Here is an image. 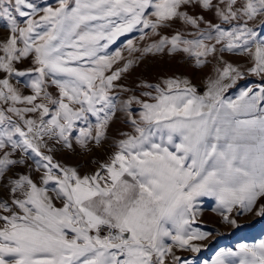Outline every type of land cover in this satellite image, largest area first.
Segmentation results:
<instances>
[{
	"label": "snow or ice",
	"instance_id": "6c2138e0",
	"mask_svg": "<svg viewBox=\"0 0 264 264\" xmlns=\"http://www.w3.org/2000/svg\"><path fill=\"white\" fill-rule=\"evenodd\" d=\"M187 7L214 12L229 27ZM258 17L264 0H59L42 8L0 0L8 32L0 41V264H192L177 250L198 253L194 242L209 235L193 227L200 198H213L232 225L234 209L252 212L264 199V84L227 97L244 76L225 64L203 94L178 76L139 83L144 99L111 93H129L114 82L157 53H183L196 68L217 51L247 55L248 74L264 80ZM177 20L195 31L161 34ZM133 31L152 41H127L129 55L140 54L135 61L108 52ZM25 60L31 67L18 69ZM13 78H25L31 94ZM117 111L131 131L119 133L94 172L54 159L103 146ZM211 264H264V239L221 249Z\"/></svg>",
	"mask_w": 264,
	"mask_h": 264
},
{
	"label": "rangeland",
	"instance_id": "374dc122",
	"mask_svg": "<svg viewBox=\"0 0 264 264\" xmlns=\"http://www.w3.org/2000/svg\"><path fill=\"white\" fill-rule=\"evenodd\" d=\"M33 2L41 8L47 6L57 7L59 0H33ZM213 2L215 3L216 0H213ZM183 10L189 15L202 16L206 21L221 24V27L226 29L229 27L227 24H222L221 21L215 17L214 12L202 11L199 7H187ZM40 14L42 15L43 13L41 12ZM261 19L264 18H257L256 25H259ZM249 26L254 27L251 23ZM200 29H206V25L201 24ZM176 31L194 32L195 29L190 27L185 28V26L177 20L173 22L170 28L163 29L161 34L170 36ZM257 31L264 32V29L257 28ZM7 35L8 32L6 28L0 26V41L6 39ZM139 36L140 32L133 31L120 37L115 44L109 47L108 52L111 54L120 50L122 56L126 60L132 59L135 61L140 54L133 53L129 55L126 48L127 41L133 40L139 47L152 42L149 38H146L145 41H139ZM186 38L192 37L186 36ZM261 39H264V36H261ZM208 43L212 44L214 41ZM216 47L219 49L221 46L216 45ZM203 59H205L204 66L196 68L194 67V60L189 59L183 53L175 54L173 56H169L167 53H157L155 55L149 54L134 63L133 67L129 69L127 73H124L120 80L114 82L123 85L131 91L129 93H123L116 90L111 94L118 96L120 101L126 99L128 95L133 94L140 99H144V97L140 96L142 90L137 87L139 83L142 81L157 83L161 78L176 76L181 79H189L197 88L198 92L203 94V92L206 91V85L209 79L216 78V69H222L225 64H232L234 67L239 68L243 73L244 78L237 80L234 88L235 91L244 86L245 88L251 87L253 89L257 88L258 90L259 86L264 84V80H261V78L248 74L247 69L251 67V60L247 55L240 56L230 54L226 51L223 53L217 51L213 56ZM122 63L123 62H121L120 65H114V68L122 66ZM16 66L20 70H25L31 67V62L30 60H25ZM0 78H2V76H0ZM17 79L20 80V83H17ZM11 82L22 92V94H31L30 89L25 86V78H13ZM234 90L231 91V89H228V95ZM49 91L55 93L56 90L50 87ZM132 107L134 112L139 110L136 105H133ZM126 119L125 113L117 111L116 117L107 132L108 140L103 143V146L96 147L93 145L91 146L92 150L90 152L81 151L79 148H77L75 152L57 151L54 153V159L61 164L78 167L81 175L94 172L98 163L106 161L108 155L114 151L113 143L120 138L119 133L131 131L126 124ZM90 120L95 123L94 117H90ZM94 161L97 163H93ZM20 171L24 170L21 169ZM35 175L38 176L39 173H36ZM56 203L57 206H60L58 201ZM261 204H264V199L258 201L252 212H242L238 209H234L233 212L229 214L230 220L236 221V224L232 225L231 223H225L222 215L214 210L217 208V204L213 198H200L196 210L197 218L193 227H196L209 235L204 240L194 242L200 245L201 250L198 253L177 250V255L181 256L184 260L192 261V264H211L212 259L221 249L236 251L237 245L239 244H253L264 239V215H256Z\"/></svg>",
	"mask_w": 264,
	"mask_h": 264
},
{
	"label": "crops",
	"instance_id": "0c3cea01",
	"mask_svg": "<svg viewBox=\"0 0 264 264\" xmlns=\"http://www.w3.org/2000/svg\"><path fill=\"white\" fill-rule=\"evenodd\" d=\"M234 88H235V85H234L232 88H230L231 91L234 90ZM242 89H246L245 86H244L243 88L237 90V91L234 90L233 92H230V95H228V93L226 92L225 95H226L227 97H230V98H235V97L237 96L238 92H240ZM254 89H257V88H254ZM234 93H235V94H234Z\"/></svg>",
	"mask_w": 264,
	"mask_h": 264
}]
</instances>
